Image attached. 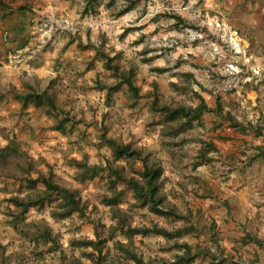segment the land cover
<instances>
[{
	"label": "clouds",
	"instance_id": "9594fccd",
	"mask_svg": "<svg viewBox=\"0 0 264 264\" xmlns=\"http://www.w3.org/2000/svg\"><path fill=\"white\" fill-rule=\"evenodd\" d=\"M264 264V0H0V264Z\"/></svg>",
	"mask_w": 264,
	"mask_h": 264
},
{
	"label": "trees",
	"instance_id": "16d2710c",
	"mask_svg": "<svg viewBox=\"0 0 264 264\" xmlns=\"http://www.w3.org/2000/svg\"><path fill=\"white\" fill-rule=\"evenodd\" d=\"M221 264H223V261H221Z\"/></svg>",
	"mask_w": 264,
	"mask_h": 264
}]
</instances>
